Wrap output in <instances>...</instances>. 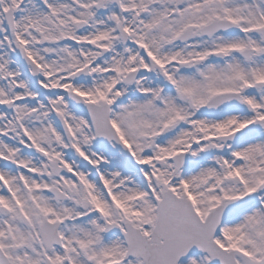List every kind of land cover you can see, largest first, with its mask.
Returning <instances> with one entry per match:
<instances>
[{
    "label": "snow or ice",
    "instance_id": "obj_1",
    "mask_svg": "<svg viewBox=\"0 0 264 264\" xmlns=\"http://www.w3.org/2000/svg\"><path fill=\"white\" fill-rule=\"evenodd\" d=\"M0 264H264V0H0Z\"/></svg>",
    "mask_w": 264,
    "mask_h": 264
}]
</instances>
